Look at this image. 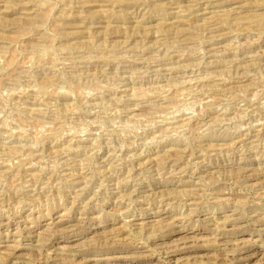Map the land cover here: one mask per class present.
I'll use <instances>...</instances> for the list:
<instances>
[{
	"label": "rangeland",
	"instance_id": "obj_1",
	"mask_svg": "<svg viewBox=\"0 0 264 264\" xmlns=\"http://www.w3.org/2000/svg\"><path fill=\"white\" fill-rule=\"evenodd\" d=\"M0 264H264V0H0Z\"/></svg>",
	"mask_w": 264,
	"mask_h": 264
}]
</instances>
